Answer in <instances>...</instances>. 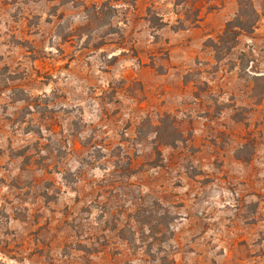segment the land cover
Wrapping results in <instances>:
<instances>
[{"label":"rangeland","instance_id":"374dc122","mask_svg":"<svg viewBox=\"0 0 264 264\" xmlns=\"http://www.w3.org/2000/svg\"><path fill=\"white\" fill-rule=\"evenodd\" d=\"M0 264H264V0H0Z\"/></svg>","mask_w":264,"mask_h":264},{"label":"trees","instance_id":"16d2710c","mask_svg":"<svg viewBox=\"0 0 264 264\" xmlns=\"http://www.w3.org/2000/svg\"><path fill=\"white\" fill-rule=\"evenodd\" d=\"M122 1L125 4H133L135 0H116ZM96 18L98 20L110 17V14L114 13L115 9L110 5V1L104 2L99 9L94 8ZM108 11L104 13V11ZM258 14L252 6L245 3L239 4L238 14L234 20L228 22L218 37L216 44L212 46L214 53L219 55L225 51L227 53L230 47L236 45L238 37L242 33H250L258 21ZM199 18V11L195 13V19L191 21V25H195Z\"/></svg>","mask_w":264,"mask_h":264}]
</instances>
